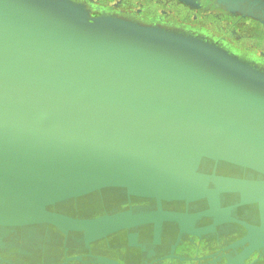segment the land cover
Masks as SVG:
<instances>
[{"label":"water","instance_id":"obj_1","mask_svg":"<svg viewBox=\"0 0 264 264\" xmlns=\"http://www.w3.org/2000/svg\"><path fill=\"white\" fill-rule=\"evenodd\" d=\"M97 17L72 0H0V228L55 225L90 242L152 221L197 234L236 222L250 231L239 244L252 240L240 257L259 252L264 75L216 47ZM230 167L259 180L225 177ZM229 192L240 200L221 206ZM133 196L155 200L156 212L57 211ZM204 197L212 206L196 213L162 207ZM248 204L261 226L232 216Z\"/></svg>","mask_w":264,"mask_h":264},{"label":"flooded vegetation","instance_id":"obj_2","mask_svg":"<svg viewBox=\"0 0 264 264\" xmlns=\"http://www.w3.org/2000/svg\"><path fill=\"white\" fill-rule=\"evenodd\" d=\"M90 1V7L97 12L116 10L151 22L206 32L226 41L243 55L255 57L264 63V18L255 21L233 13H242L250 8L249 4L243 6L247 3L243 4L245 0H239L238 7V3L228 0L227 10L220 7L219 0H194L193 5H186L178 0H93L99 6L92 5ZM247 1L255 2V6L264 3V0ZM213 171V168H203L201 172L212 174ZM222 174L225 177L247 181L259 180L257 175L246 173L244 169L230 167ZM239 200L238 193L229 192L222 195L221 206H231ZM156 206L157 202L151 199L134 197L123 203H116L105 197L84 203L83 209L91 212L68 208L57 211L77 219H96L126 211L155 212ZM211 206L207 197L189 203H162L164 211L189 213H196ZM232 216L254 227H259L262 223L256 204L238 207L232 211ZM43 227V233L39 235H29L21 228H17V231L0 228V264H7L5 262L11 260H19L22 264H264V248L249 257H240L243 249L248 247L252 240L239 244L250 231L236 222L218 225L215 230L211 226L203 227L197 234L182 232L177 221H152L114 231L90 242L86 241L82 231H71L67 235L55 225L45 224ZM30 242H34L33 246L26 244ZM234 243L237 245L232 246ZM35 259L39 262L35 263Z\"/></svg>","mask_w":264,"mask_h":264},{"label":"crops","instance_id":"obj_3","mask_svg":"<svg viewBox=\"0 0 264 264\" xmlns=\"http://www.w3.org/2000/svg\"><path fill=\"white\" fill-rule=\"evenodd\" d=\"M72 1L79 3V4H83L87 9L90 10V12L92 11L94 12V10H92L84 2L79 1V0H72ZM227 1L228 0L221 1L224 4V5L222 4V6H224L222 7L224 10L228 9L226 7ZM233 1L238 3L236 4V6L238 7L240 4L239 0H233ZM218 2L221 4L220 0ZM245 2L247 3L244 4ZM243 4H244L243 6H246L247 4H249L250 8L247 9L246 11H242V13L240 11H233L234 15L248 17L255 21H260L264 18V3L259 4V6L258 5L255 6L256 5L255 2L253 1L248 2L247 0H245ZM93 15L98 16V17L102 15H108V16H112V17H116L122 20L132 22L149 31L159 30L167 36V41L188 43L190 45H200L201 43H203L206 45H210L212 47H216L217 49L224 51L226 53V56H228V58L235 60L237 62L246 64L248 68L252 69V71H254L258 75L260 74L264 75V63L261 60L255 57L243 55L242 53L234 50L230 46V44L227 43L226 41L218 39L215 36H212L206 32L194 30L192 28L166 24V23L164 24V23H159V22H151V21L143 20L140 17H136L131 14H125V13H122L121 11H116V10L111 11V12H108V11H102L100 13L97 12V13H94ZM134 197L135 196L131 197V199ZM137 198H140V197H137ZM145 199H148V198H145ZM28 228H31V227L21 228V229L27 230Z\"/></svg>","mask_w":264,"mask_h":264},{"label":"rangeland","instance_id":"obj_4","mask_svg":"<svg viewBox=\"0 0 264 264\" xmlns=\"http://www.w3.org/2000/svg\"><path fill=\"white\" fill-rule=\"evenodd\" d=\"M90 0H87V2H85L84 1V3L86 4V5H88L89 7H90V5H89V2ZM120 1H123V0H120ZM178 1H180V2H183V3H185L186 5H193V3H194V0H178ZM204 2H208V1H210V0H203ZM221 2V1H220ZM90 3H92V5H94V6H99V4L98 3H96L95 1H93V0H91L90 1ZM222 2H221V5H220V7L222 8V7H224V6H222ZM195 5V4H194ZM224 5V4H223ZM91 9H92V7H90ZM92 10H94V9H92ZM91 13H97V11H92ZM98 13H100V12H98ZM200 169H203V168H200ZM43 230H44V227H43V225H34V226H31V228H28L27 230H26V233H28L29 235H39V234H42L43 233ZM30 237H37V236H30ZM27 240V239H26ZM26 240H25V242H26ZM33 243L34 242H30V243H26L27 245H31V246H33ZM34 262L35 263H38L39 261H38V259H35L34 260ZM5 263H7V264H22V262L21 261H13V260H11V261H8V262H5Z\"/></svg>","mask_w":264,"mask_h":264},{"label":"bare ground","instance_id":"obj_5","mask_svg":"<svg viewBox=\"0 0 264 264\" xmlns=\"http://www.w3.org/2000/svg\"><path fill=\"white\" fill-rule=\"evenodd\" d=\"M62 3H63V2H62ZM66 6H67V7H71L72 5H71L70 3H67ZM68 9H69V8H68ZM88 10H89V9H88ZM92 15H93V14H92ZM93 16H94V15H93ZM102 16H103V15H102ZM97 19H99V17H98ZM169 28H170V27H169ZM182 38H183V37H182ZM202 170H203V169H202ZM202 170H201V171H202ZM155 212H156V211H155ZM238 256H239V255H238ZM240 256H241V255H240ZM237 258H238V257H237ZM239 259H240V258H239Z\"/></svg>","mask_w":264,"mask_h":264}]
</instances>
